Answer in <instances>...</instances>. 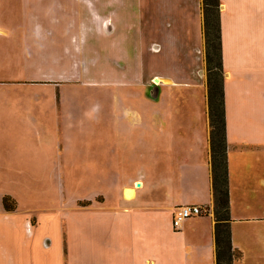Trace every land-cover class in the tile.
<instances>
[{"label":"crops","instance_id":"obj_1","mask_svg":"<svg viewBox=\"0 0 264 264\" xmlns=\"http://www.w3.org/2000/svg\"><path fill=\"white\" fill-rule=\"evenodd\" d=\"M100 1L84 9V0H67L68 33L83 35L86 10L108 38L139 35L140 73L116 74L109 67L108 85L184 88L171 115L176 122L126 125L118 138L117 129L108 127L106 170L97 165L96 172L118 180L109 182L98 202H79L74 214L62 204L22 209L17 200L15 212H7L0 201V264H217L203 0H107L106 15ZM219 24L231 235L242 254L235 264H264V0H219ZM146 35H154L159 49L144 56ZM118 46L127 49V41ZM144 57L150 64H143ZM53 78L40 81H69ZM156 111L163 117L164 99ZM5 127L0 130H11V139H0V200H15V161L25 159L15 158V125ZM132 131L134 138L127 135ZM186 206L205 214L175 229L174 218Z\"/></svg>","mask_w":264,"mask_h":264},{"label":"rangeland","instance_id":"obj_2","mask_svg":"<svg viewBox=\"0 0 264 264\" xmlns=\"http://www.w3.org/2000/svg\"><path fill=\"white\" fill-rule=\"evenodd\" d=\"M84 1L85 9L95 0ZM67 3L0 0V128L15 125V158L25 159L15 161V201L20 208L62 204L69 214H74L79 202H98V195L105 194L109 182L118 180L96 172L97 165L107 164L104 153L111 137L107 128L117 129L118 138L125 133H118L119 128L123 130L126 125L176 122L171 115L178 111L186 92L184 88L155 87L160 84L109 87V67L116 74L140 73L136 62L140 58L136 46L139 35L131 34L127 40L119 33L115 39L108 38L85 10L83 35L73 38V32L68 33L66 28L71 16L66 13ZM106 4L107 0L99 2L101 15L107 14ZM204 9L209 8L203 7V12ZM146 36L147 42L141 46L144 56L146 50L150 54L159 49L154 35ZM206 38L203 30L207 76ZM126 41L127 49L118 46ZM66 44L70 49L63 48ZM143 60L145 65L151 62L149 57ZM125 65L128 67L124 69ZM42 77L69 81L50 84L48 79L40 81ZM6 91L15 92V97L4 95ZM163 99L165 114L160 118L156 114L157 101ZM0 131V139H11V130ZM148 133L155 138L150 128ZM127 135L136 137L133 131ZM3 199L0 201L6 211Z\"/></svg>","mask_w":264,"mask_h":264},{"label":"trees","instance_id":"obj_3","mask_svg":"<svg viewBox=\"0 0 264 264\" xmlns=\"http://www.w3.org/2000/svg\"><path fill=\"white\" fill-rule=\"evenodd\" d=\"M204 31H206L207 98L210 126V165L214 197L215 244L217 264H235L242 254L232 245L228 143L222 63L219 0H203ZM16 201L6 196L7 212L15 211Z\"/></svg>","mask_w":264,"mask_h":264},{"label":"built area","instance_id":"obj_4","mask_svg":"<svg viewBox=\"0 0 264 264\" xmlns=\"http://www.w3.org/2000/svg\"><path fill=\"white\" fill-rule=\"evenodd\" d=\"M205 214V211L203 208L199 206H186L182 207L178 210L175 218H174V227L175 229H178L181 227L184 221L192 218V217H198Z\"/></svg>","mask_w":264,"mask_h":264}]
</instances>
